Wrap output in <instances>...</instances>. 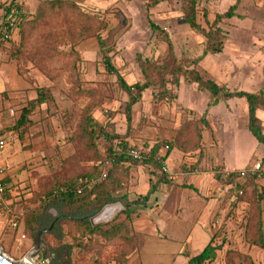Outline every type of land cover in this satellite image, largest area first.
Wrapping results in <instances>:
<instances>
[{
  "label": "rangeland",
  "instance_id": "1",
  "mask_svg": "<svg viewBox=\"0 0 264 264\" xmlns=\"http://www.w3.org/2000/svg\"><path fill=\"white\" fill-rule=\"evenodd\" d=\"M26 1L17 0L16 4L27 14H34L37 8L32 1L28 2L29 4ZM76 1L84 10L98 14L104 19V28L95 36L83 41L76 50L80 55L78 67L82 87L94 89L99 93L100 100L93 116L101 124H105L109 134H117L114 124L111 123L115 117L119 128L125 129L127 117L130 115L132 124L136 123V131L140 136L145 135L144 131L153 132L155 136L156 132L163 130L161 123L170 120H182V125L188 119H204L206 121L201 123V127L205 130L206 148L215 160L219 159L221 164L230 163L238 169L264 160V145L260 144L248 129L246 98L220 100V104L209 111L208 108L213 107L210 104L209 91L198 89L197 84L186 74L179 77L167 75L164 84L146 89L139 100L140 104L133 106L128 112L130 97L120 85V77L129 85L143 83L148 78L138 63V54H143L159 67L169 63V43L164 38L167 35L177 61L202 56L199 62L186 67L188 70L194 68L204 78L219 80L231 90H263L264 0H242L235 16L218 21L224 36L222 50L217 54H205L206 37L185 23L184 0ZM11 2L12 0H0V22H4L5 10ZM236 2L237 0H198L197 20L208 30L216 15L226 12ZM152 24L162 32L153 30ZM68 26L70 23L61 17L51 16L46 19L38 29L27 35L22 46V60L12 53V45L21 43L18 31H15L11 42L4 41L0 45V127L13 126L17 121L16 116L20 114L23 106L37 96L39 88H50L55 97L54 102L46 103L35 111L31 117L32 124L22 137L19 132H10L12 142L0 150V167L6 169L14 184L11 198L4 200L7 205L0 208V247L15 263L24 261L34 244L28 250L26 248L30 245L29 239L25 240V243L19 242L11 226L9 204H16L12 210L17 214L37 209L40 199L36 193L40 192L44 180L58 174L63 168L64 159L76 155L69 136L75 130L87 98L72 99L67 94L73 84L70 58L57 55L45 62L43 69L28 58V54L45 41L49 32L64 30ZM106 57L115 71L109 69ZM149 73L154 78H159V70ZM192 83L193 92L185 85ZM131 91L137 93L134 88ZM227 102H230L231 108L234 109L230 114L226 110ZM188 105L196 109V114L195 111L192 113L184 108ZM11 110L15 111L14 117L10 115ZM258 116L262 118L264 128V106L259 108ZM207 122L210 126H207ZM123 135L127 138V134ZM145 136L149 139L143 143L145 147L139 148H147L148 145L169 141L174 137L168 139L158 135L153 139L148 134ZM108 144L105 137L98 139L99 148L104 155L107 153ZM80 161L84 166L92 165V162L83 157ZM129 163L131 168L143 164L142 161L136 160ZM140 183L142 184L141 180ZM260 184L264 186V178ZM141 187L142 185L139 186ZM51 212L55 214V210ZM233 212L225 214L226 217L216 232L214 245L219 248L216 260L210 264H227L228 253L234 248L240 249L242 255L247 257L237 258V264H264V249L248 243L240 248L238 243H232L230 235L234 236V232L239 231L237 222L243 215V210L239 215ZM130 214L132 219L133 212ZM118 217V220H126L124 213H120ZM144 219L141 218L139 222ZM152 220L156 223L155 219ZM144 221L141 225L148 223ZM94 222H97V219L94 218ZM139 222L136 223L138 227ZM214 223L217 224L215 221ZM129 225L133 233H136L132 222ZM160 226L150 221V225L142 227L148 230L139 233L138 251L128 257L126 264H188L189 259L199 254L209 241L208 232V236L199 237L196 245L190 250V240L180 234L174 235L172 226L164 230ZM187 230L186 227L182 228L184 233H187ZM195 231L196 234H201L203 228L195 226ZM48 239L47 237L46 240ZM64 242L76 244L72 237H66ZM124 246L118 241L111 242L90 253L81 264H94L91 262L92 258H100L103 261L110 258L109 264H115L117 249ZM179 249L182 251L178 252ZM186 249L190 250V254L185 252ZM74 251L76 254V248ZM34 260L36 264H49L42 259L41 251Z\"/></svg>",
  "mask_w": 264,
  "mask_h": 264
},
{
  "label": "trees",
  "instance_id": "2",
  "mask_svg": "<svg viewBox=\"0 0 264 264\" xmlns=\"http://www.w3.org/2000/svg\"><path fill=\"white\" fill-rule=\"evenodd\" d=\"M17 0H12L4 13V22H0V45L4 41H12L15 31H18L21 38L20 44L12 45L13 55L22 60V46L29 33H32L51 16L61 17L70 23L64 30L49 32L45 41L37 49L28 54L29 60L44 68L45 62L57 55L70 58V69L73 76V84L68 96L73 98H87V102L82 109L80 118L75 130L70 134L69 139L75 147V156L64 159L63 168L50 178L44 180L40 192L36 193L40 199L37 209L26 210L23 214H17L12 209L15 203L9 204L11 214V226L19 238V242L30 240V249L36 235L42 232L40 241L43 246L41 257L48 260L49 264H81L85 258L95 250L103 248L111 242L118 241L125 246L117 249L115 264H126L128 257L138 251L140 240L136 233H133L129 223L132 221L129 209V202L125 197H119L117 191L124 187L129 180L130 163L133 159L128 156L131 148L125 135L109 134L105 124H101L93 116V111L98 105L99 93L94 89L83 88L79 76L78 60L80 55L77 46L83 41L95 36L104 28V19L100 15L84 10L76 0H41L34 14H27L16 4ZM242 0H237L226 12L217 14L211 27L207 30L197 20L198 0L183 1L184 21L194 30L201 32L206 37L205 54L220 53L223 47L224 31L218 25V21L225 18H232L236 15V9ZM9 21H14L13 26H9ZM155 31L162 32L157 26L152 24ZM3 31L8 35V39L3 35ZM169 43V63L163 67L148 59L143 54L137 55V60L143 72L148 78L143 83L129 85L120 77V85L130 97L127 109L131 111L141 98L142 93L151 86L162 85L165 76L173 75L179 77L186 74L189 79L196 83L202 91L210 92V104L216 105L220 100H230L234 98H246L248 103V129L256 140L264 145V128L260 117L259 108L264 106V89L257 92L245 90H231L226 86L219 85L212 79L204 78L196 69H189L191 64H195L201 57L191 60L177 61L173 52V45ZM63 47V49L59 48ZM67 47L68 49H66ZM19 60V61H21ZM171 60V61H170ZM110 70L115 71L111 66L108 57L105 58ZM159 70V78H154L149 71ZM136 89L134 94L131 89ZM55 97L48 87H41L37 90V96L23 106L17 121L13 126H7L2 131L19 132L22 137L32 124L31 117L42 105L54 102ZM204 119L186 120L169 141L159 142L152 145L151 154L154 155L162 146L169 145V151L173 149L181 150L185 153L193 154L203 150V128L201 123ZM105 137L109 142L107 153L104 155L98 145V139ZM115 141L116 143L115 147ZM85 158L92 162L90 166L81 164L80 159ZM264 159V158H263ZM111 165H106V162ZM151 170V189L156 187L159 178L165 179L166 175L161 169V162L152 157L142 161ZM264 167V160H262ZM103 170H107V177L95 182ZM6 171V169H5ZM3 181L6 183V190L0 197V208L4 207L5 201L11 198L14 184L6 174ZM243 195L239 201H247V209L244 211L243 224L239 228L240 241L230 237L232 243L236 242L243 246L248 243L264 249V186H261L256 179H248L240 185ZM80 190V192H79ZM154 191V190H153ZM147 197V196H146ZM5 200V201H4ZM122 201L126 209V220H118L108 224L94 225L92 218L96 216L106 205L116 201ZM4 202V203H3ZM237 202L231 204L232 213L237 206ZM3 205V206H2ZM6 208V207H5ZM55 210V214L51 212ZM15 224V225H13ZM216 232L211 241L197 255L189 259L188 264H210L216 260L219 246L214 245ZM24 235V238L22 236ZM47 237L49 238L48 240ZM66 237H72L76 244L65 243ZM76 248V254L74 249ZM92 258V257H91ZM237 258H247L242 255L240 249H232L228 253L227 264H237ZM110 258L103 261L100 258H92L94 264H109ZM251 264H253L251 262Z\"/></svg>",
  "mask_w": 264,
  "mask_h": 264
},
{
  "label": "crops",
  "instance_id": "3",
  "mask_svg": "<svg viewBox=\"0 0 264 264\" xmlns=\"http://www.w3.org/2000/svg\"><path fill=\"white\" fill-rule=\"evenodd\" d=\"M31 1L35 5V8H37L41 0H27L26 3ZM164 29L166 30L167 28L164 27ZM214 80L219 85L223 86L219 80ZM185 85L191 92H193V83ZM138 103L139 101L135 105L140 104ZM229 103L230 102H227L226 104V110L228 114L234 110L231 108ZM219 104L220 101L216 105H212L213 107H209L208 110L211 111L212 108ZM184 108L186 110L192 111V113L195 111V114L197 112L192 105L184 106ZM11 111L10 115L14 117L15 111L13 110V113ZM209 111H207V113ZM128 112H130V110H128ZM172 121L173 120L163 122L164 124L161 123L160 127H163V130L156 132L155 136L159 135L163 138H172L176 131L181 127L182 120H178L176 122ZM111 123L114 124L113 127L115 128L117 134H127L126 141H128L130 147L136 145L138 147H145L143 143L145 140L149 139L145 136L147 134L153 139L155 137L153 132L150 133L146 131H144L145 135H138L136 131V123L132 124L130 115L127 117V125L125 129L119 128L117 125V117L113 118ZM207 126H210L209 122H207ZM4 128L5 127H2V129ZM10 134L12 136V133ZM116 143L118 142L115 141V147H117ZM152 145L153 144L148 145L146 149H151ZM202 146V151H198L193 154L185 153L178 149H173L170 152H168V150L166 152V163L170 171L179 174L181 179L178 183H172L166 178H159L156 182L157 185L153 189L154 191L152 190V192H150L152 187L150 168L145 164L132 166L130 169L128 182L123 188L117 191L116 194H118L119 197H125V200L129 202V209L133 212V218L131 221L132 227L136 231L137 235L148 230L142 227L150 225V221H152L154 224L161 225L160 227H162L163 230L172 226L174 228V235L177 236L180 234L185 236L186 240H190V250H192L193 246H195L198 242L199 237H206L208 236L209 232L210 235L208 236V244L215 232L220 229L224 218L226 217L225 214H230L231 204H229L228 196L222 195L220 193V181L218 176L212 171V168L216 165H221L231 170H240V168L238 169L237 167L230 165V163L227 165L221 164L219 159L215 160L208 154L209 152L206 148L205 130L203 131ZM174 152L178 154H173ZM140 180L142 181V184L140 183ZM140 185H142L141 188H139ZM226 199H228L227 202ZM125 209L126 207L121 200L110 203L106 205L96 216H94L91 221L93 224L95 223L94 225L108 224L115 219H119V214L123 213ZM151 213L153 215H151ZM220 213L221 216H219ZM94 218L97 219V222H94ZM141 218H145L144 220L148 221V223L146 225H141V223L145 222L144 220L139 222ZM152 219H155L156 223ZM214 221L217 224H215ZM138 222L140 227L136 226V223ZM237 225L239 229V223H237ZM195 226H201L203 228V232H201V234H196ZM184 227L188 228L187 233L182 232V228ZM234 233V236L230 235V237H234L235 240L239 242V231ZM228 236L229 234L226 235V237ZM205 246L202 248V250L205 248ZM190 250L186 249L185 252L190 254ZM181 251L182 249L178 250V252Z\"/></svg>",
  "mask_w": 264,
  "mask_h": 264
},
{
  "label": "built area",
  "instance_id": "4",
  "mask_svg": "<svg viewBox=\"0 0 264 264\" xmlns=\"http://www.w3.org/2000/svg\"><path fill=\"white\" fill-rule=\"evenodd\" d=\"M14 21H9V26H13ZM3 35L6 39H8V35L6 32L3 31ZM13 113V110L11 111ZM2 127H0V150L4 149L12 140V136L10 133L6 131H2ZM152 149L148 148H139L136 146H132L128 150V156L136 161H143L147 158L152 157L153 159L158 160L161 162V169L163 173L166 175V179L172 183H178L181 179L180 175L171 172L167 163H166V152L169 150V145L163 146L160 150H158L154 155L151 154ZM106 165L110 166L111 162L107 161ZM212 171L218 176L219 178V184H220V193L225 196H229L230 202L229 204H232L233 202H237L236 209L233 213L238 214L243 210L247 209V203L245 201H239L238 199L240 196L243 195V190L240 185L248 179H256L258 183L263 180L264 178V168L262 167V162H255L252 166L250 165L247 168L240 169V170H231L221 165H216L212 168ZM5 175V169L0 167V197L6 190V183L3 181ZM107 177V170H103L102 173L94 179L95 182H100L104 180ZM261 185V184H260ZM80 192V190H79ZM243 217L242 215L239 218V225L241 226L243 224ZM15 225V224H13ZM24 238V235L22 236ZM46 262H49L46 260Z\"/></svg>",
  "mask_w": 264,
  "mask_h": 264
},
{
  "label": "water",
  "instance_id": "5",
  "mask_svg": "<svg viewBox=\"0 0 264 264\" xmlns=\"http://www.w3.org/2000/svg\"><path fill=\"white\" fill-rule=\"evenodd\" d=\"M42 232H39L34 240V246L31 249V251L28 253V255L24 258V261L20 262V263H15L12 259H10L6 254L3 253L2 248L0 247V264H30L27 263V258L28 256H30L32 259L36 258L42 248V244L40 241V236H41Z\"/></svg>",
  "mask_w": 264,
  "mask_h": 264
},
{
  "label": "bare ground",
  "instance_id": "6",
  "mask_svg": "<svg viewBox=\"0 0 264 264\" xmlns=\"http://www.w3.org/2000/svg\"><path fill=\"white\" fill-rule=\"evenodd\" d=\"M27 263H30V264H36V263H35V260L32 259L30 256H28V258H27Z\"/></svg>",
  "mask_w": 264,
  "mask_h": 264
}]
</instances>
